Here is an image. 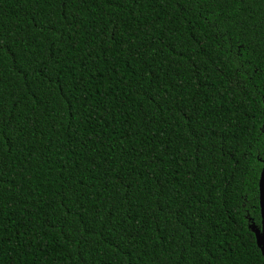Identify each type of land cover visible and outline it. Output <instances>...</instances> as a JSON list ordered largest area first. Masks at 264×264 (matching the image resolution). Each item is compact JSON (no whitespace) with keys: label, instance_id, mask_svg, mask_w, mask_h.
I'll return each instance as SVG.
<instances>
[{"label":"trees","instance_id":"trees-1","mask_svg":"<svg viewBox=\"0 0 264 264\" xmlns=\"http://www.w3.org/2000/svg\"><path fill=\"white\" fill-rule=\"evenodd\" d=\"M264 0H0V264H264Z\"/></svg>","mask_w":264,"mask_h":264},{"label":"water","instance_id":"water-1","mask_svg":"<svg viewBox=\"0 0 264 264\" xmlns=\"http://www.w3.org/2000/svg\"><path fill=\"white\" fill-rule=\"evenodd\" d=\"M259 201H260V212L262 217L261 226L252 223L251 229L256 235L257 244L259 245L262 254L264 256V164L259 181Z\"/></svg>","mask_w":264,"mask_h":264}]
</instances>
